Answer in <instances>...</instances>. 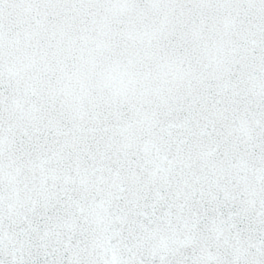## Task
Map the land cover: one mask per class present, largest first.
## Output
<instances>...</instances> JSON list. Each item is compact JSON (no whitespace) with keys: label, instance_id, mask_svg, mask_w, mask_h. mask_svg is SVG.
I'll return each instance as SVG.
<instances>
[{"label":"snow or ice","instance_id":"6c2138e0","mask_svg":"<svg viewBox=\"0 0 264 264\" xmlns=\"http://www.w3.org/2000/svg\"><path fill=\"white\" fill-rule=\"evenodd\" d=\"M0 264H264V0H0Z\"/></svg>","mask_w":264,"mask_h":264}]
</instances>
